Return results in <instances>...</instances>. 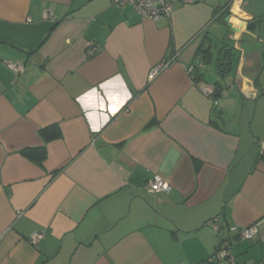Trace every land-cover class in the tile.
Wrapping results in <instances>:
<instances>
[{
    "label": "crops",
    "instance_id": "1",
    "mask_svg": "<svg viewBox=\"0 0 264 264\" xmlns=\"http://www.w3.org/2000/svg\"><path fill=\"white\" fill-rule=\"evenodd\" d=\"M173 2L153 21L111 0H0V264H231L208 263L223 244L264 264V0L228 22L230 0Z\"/></svg>",
    "mask_w": 264,
    "mask_h": 264
},
{
    "label": "built area",
    "instance_id": "2",
    "mask_svg": "<svg viewBox=\"0 0 264 264\" xmlns=\"http://www.w3.org/2000/svg\"><path fill=\"white\" fill-rule=\"evenodd\" d=\"M174 0H111V3L117 7H131L135 13L143 18L150 19L153 21H159L162 18L171 17L174 10ZM182 4H194L198 0H177ZM243 0H230L227 7L229 18L233 15L234 10L241 9ZM43 18L53 19V13L49 10L43 12ZM95 48L89 49L88 53L92 55ZM173 62V58L165 60L158 65L154 66L149 75L148 80L152 81L159 73L166 67H168ZM7 66L15 73L22 74L25 70V65L23 62H9ZM192 68H190L191 70ZM213 87H209L205 90L207 95L211 94ZM259 154H264V140L259 141ZM168 183L159 175H153V177L147 181L146 189L149 193L158 194L163 193L168 189ZM212 227L214 230H218L219 226L217 223H213ZM258 234V229L256 225H252L244 230L238 232V237L241 240H253ZM44 237V233L37 232L33 233L30 237V243L36 244ZM227 260L231 264H235L233 257L230 254L228 244H223L218 247L217 251L208 260V263H213L217 261Z\"/></svg>",
    "mask_w": 264,
    "mask_h": 264
},
{
    "label": "trees",
    "instance_id": "3",
    "mask_svg": "<svg viewBox=\"0 0 264 264\" xmlns=\"http://www.w3.org/2000/svg\"><path fill=\"white\" fill-rule=\"evenodd\" d=\"M201 54H203L202 56V60L205 64H209V61L211 60V53H210V48L209 49H205V50H201L200 51ZM229 63L224 60V61H217V66H218V74L221 77H225L226 74H228V69H227V65ZM52 131L49 134V131ZM39 134L42 138H44L46 141L48 140H52V139H56L60 136V132L58 131V129L56 128H44L39 130ZM23 156L31 159V160H35V162H40L44 157V147H41L39 149H29V150H24L21 152Z\"/></svg>",
    "mask_w": 264,
    "mask_h": 264
},
{
    "label": "rangeland",
    "instance_id": "4",
    "mask_svg": "<svg viewBox=\"0 0 264 264\" xmlns=\"http://www.w3.org/2000/svg\"><path fill=\"white\" fill-rule=\"evenodd\" d=\"M214 50V49H213ZM206 78L209 82H215L214 80H218V76L215 72L213 64L207 65L205 68Z\"/></svg>",
    "mask_w": 264,
    "mask_h": 264
},
{
    "label": "water",
    "instance_id": "5",
    "mask_svg": "<svg viewBox=\"0 0 264 264\" xmlns=\"http://www.w3.org/2000/svg\"><path fill=\"white\" fill-rule=\"evenodd\" d=\"M228 18H229V17L226 18V21H227V22L229 21ZM228 26H231L230 23H228ZM248 28L251 29V28H253V26H252V25H249ZM207 49H209V47H207ZM219 93H220V92H219V89H218V88H214L213 91H212V93H211V96H212L213 98H217V96L219 95Z\"/></svg>",
    "mask_w": 264,
    "mask_h": 264
},
{
    "label": "clouds",
    "instance_id": "6",
    "mask_svg": "<svg viewBox=\"0 0 264 264\" xmlns=\"http://www.w3.org/2000/svg\"><path fill=\"white\" fill-rule=\"evenodd\" d=\"M231 22H232L233 24H235V25H238V24H239V21L236 20V19H233Z\"/></svg>",
    "mask_w": 264,
    "mask_h": 264
}]
</instances>
